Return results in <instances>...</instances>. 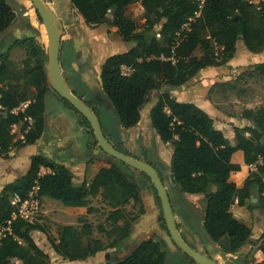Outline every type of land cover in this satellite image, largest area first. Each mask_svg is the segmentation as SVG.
Masks as SVG:
<instances>
[{"label": "trees", "instance_id": "16d2710c", "mask_svg": "<svg viewBox=\"0 0 264 264\" xmlns=\"http://www.w3.org/2000/svg\"><path fill=\"white\" fill-rule=\"evenodd\" d=\"M87 25L108 21L116 27L125 42L134 45L125 52L109 56L101 72L102 87L111 99L125 128L140 122L142 109L152 103L150 118L159 138L171 143V171L181 191L205 198L204 227L213 241L228 252H236L253 240V228L240 221L232 206L250 200V186L257 184L263 195L264 210V109L254 116V137L246 136L236 127V144L216 127L214 118L193 102L179 101L170 91L182 86L208 66H223L234 57L240 41L252 53L264 51V0H142L147 13V26L138 31L125 9L135 0H70ZM111 15V16H110ZM16 14L7 0H0V33L11 27ZM160 35V38L157 37ZM213 45L220 48L217 53ZM26 49L30 59L24 68L14 73L10 66V53L16 47ZM197 49L202 55L195 54ZM47 53L36 38L25 36L14 39V45L0 54V152L8 151L15 125L23 124L24 145L35 143L44 128L45 96L50 86L45 64ZM128 69L129 71H126ZM258 70L264 73V61ZM74 109L69 101L66 100ZM77 110V109H76ZM78 111V110H77ZM86 127H91L84 118ZM119 149V148H118ZM121 152L125 153L121 149ZM129 155L128 153H125ZM257 170L252 171L254 165ZM42 167L51 171L43 174ZM247 176L245 185L238 187V175ZM37 188L38 197L58 200L65 206L90 207L89 196H101L111 202L118 193L124 199L141 201L137 187L116 165L103 167L89 185L76 187L72 172L40 154L31 157L29 170L0 192V264H14L19 259L25 264H50L45 253L33 237V232L47 233V229L20 215V206ZM19 197L14 204L12 198ZM113 207L107 219L114 224L105 231L108 245L101 239H92V227L80 219L81 230L64 225L60 239L49 238L53 250L64 259L79 261L99 252L114 250L130 237L129 219L119 204ZM124 221V225L119 222ZM117 234V236L115 235ZM264 238V233L260 235ZM111 253L110 264H164L166 255L162 243L155 236L143 240L131 252L120 258ZM115 256V261H113ZM257 264H264V260Z\"/></svg>", "mask_w": 264, "mask_h": 264}, {"label": "rangeland", "instance_id": "374dc122", "mask_svg": "<svg viewBox=\"0 0 264 264\" xmlns=\"http://www.w3.org/2000/svg\"><path fill=\"white\" fill-rule=\"evenodd\" d=\"M7 1L11 3L9 4L12 8L16 9V18L10 28L0 33V54L6 52L9 47L14 45V39H21L28 35L35 37L37 43L42 46L47 53L45 68L50 86L49 91L53 90V92L65 101L66 99L57 87L54 66L58 68L64 86L72 93L69 85L70 80L65 75V73L68 72L69 66L74 67L82 80L85 74V64L89 62L88 59L92 56V52L100 56V60H98L100 63L102 62L101 60H104L109 55L125 52L134 45L131 42H123L124 40L119 31L108 21L99 25H86L77 8H75L71 2H67V0H58L59 2L54 0H38L44 17L39 14L33 0ZM62 2H67V5H63ZM125 13L135 22L138 31H142L146 28L147 13L142 5V0H135L125 9ZM51 23L59 46V58L55 65L52 61V36L49 32ZM93 32L97 35L95 39H92L91 36ZM157 37L160 38V35L157 34ZM241 43L242 42L238 43L240 48ZM213 50L217 53L221 51L216 45H213ZM243 51L245 53H243ZM243 51L240 50L239 61L245 62L243 65L245 67L244 70L240 67L238 69V72L240 71L238 74L235 72L231 78H227L223 82L212 86L203 98V100L209 104L210 115L214 118L216 127L224 128L227 137L232 143L237 142L236 127H239L246 136L251 138L254 137V130H258V128L253 126L254 116L258 111L264 109V73H260L258 70V65L262 62L261 59L264 56H259L258 60H249L248 52L245 50ZM202 53L200 49L195 51V54L198 56H201ZM26 59H30V56L27 54L25 48L16 46V49L11 51L10 66L14 73L24 68V61ZM98 66V64L90 66L91 68H95L94 72L96 73L95 78L97 80ZM195 77H197V75ZM88 88H92V91L96 92L94 86L88 85ZM164 88L167 87L165 86ZM153 96H157V94ZM79 102L86 105L97 118L94 108L89 105L91 103L82 100H79ZM146 106L148 110L152 106V101ZM79 114L81 119L86 118L91 123V127H86L92 135L91 144L104 150L99 145L94 123L89 119L86 113L80 112ZM103 117L104 116H102V119ZM149 123L153 126L150 115L148 112H145L141 126H143V130L147 134L146 144L148 148L153 150L159 146H163L165 159L168 160L171 152V143L162 144L164 142L158 135L152 132ZM100 128L104 136L101 125ZM155 137H157L158 140ZM107 139L110 140V138ZM260 142L264 143V137H262ZM107 144L111 145V143ZM111 146L114 147L113 145ZM141 150L142 149L139 148L133 150L131 155L128 154L131 157L133 156V158L138 157L141 159L144 156ZM124 152L127 153L126 151ZM110 155V157H112L111 159H115L116 163L119 164V168L121 170L123 169V173L125 172L137 185L141 201H135L133 199L126 200L116 193L111 197V202H108L106 198L104 199L99 195L96 199L98 207L95 208L96 210H94V214L92 215L94 220L84 218V214L78 217V222H80V219H83L87 221V225L91 227L95 225L98 228L102 227L105 231L111 230L114 224L107 219L109 213L113 210L110 204L114 202L119 204L120 209L125 213V219H129L130 237L124 240L120 245V247H124V252H122V249L119 250V247L114 250L115 255L123 258L143 240L155 235L162 243L166 255L164 264H201L189 250L197 252L200 256L210 260L212 264H257L258 261L264 257V238H260V235L256 233V231H254L255 235L253 236V240L241 249L232 253L224 251V254L216 257L213 254L215 242L209 236L203 224L206 211L204 196H187L189 194L180 191L177 184H173L171 180L166 178L165 172L164 175L162 173L157 175L164 186V191L160 194L151 177L145 178L141 173L143 179L141 178V175L137 172L141 168L134 165L130 166V164L124 160H117L118 158H115L114 155L111 153ZM130 167L133 171L129 170ZM144 193L152 194L154 197V202L149 212V204L143 200ZM253 195L254 197L248 201V204L255 205V207L250 211L253 214L254 224L262 225L264 219V210L261 204L263 195L260 193L259 188ZM164 198L169 200L170 203L168 206L165 204ZM169 207L171 219H169L170 216L168 217L166 213ZM27 212L30 214L29 221L43 225L47 229V233L35 231L37 235L36 238L39 236L46 238L48 245L50 244L48 237L51 236L56 240L60 239L63 228L62 223L54 222V220L43 216L40 210L33 212L31 209H28ZM60 213L69 217L72 215L67 211ZM125 219L120 221L119 225H124V221H127ZM80 223L78 228L81 230L84 224L82 222ZM173 228L176 229L180 241L174 238ZM88 230V228L85 230L83 236L84 243H86L87 239L92 240L91 236L86 235L89 232ZM140 231H143L144 234ZM115 235L117 236V234ZM220 248L223 249L221 245ZM204 252H207L209 256H211L210 253H212L214 256L207 257L206 255H202ZM110 258L109 260L104 258V263L108 264ZM112 260L115 261V256H113Z\"/></svg>", "mask_w": 264, "mask_h": 264}, {"label": "crops", "instance_id": "0c3cea01", "mask_svg": "<svg viewBox=\"0 0 264 264\" xmlns=\"http://www.w3.org/2000/svg\"><path fill=\"white\" fill-rule=\"evenodd\" d=\"M54 1L59 2L58 0ZM67 2H70V0H67ZM67 2L62 3L63 5H67ZM13 9L16 12V9ZM114 28L118 30L116 27ZM91 36L92 39H95L97 35L95 34V32H93L91 33ZM15 49L16 47L13 49V51ZM240 50H245L246 52H248L247 54H249V60H258L259 56H264V52H250L242 42L241 48L239 47V45H237L236 54L229 60L226 65L208 66L202 69L197 74V77H193L186 84L174 88L166 86L167 88H164L163 91H170L171 94H173L179 101L193 102L204 110H206L209 114H211L209 110V104H207V102H205L203 98L212 86L216 85L217 83L223 82L227 78H231L235 72H237L238 74L240 72H238V69L240 67H242V70H244L245 67L243 65L245 62L239 61ZM243 53L245 52L243 51ZM91 54L92 56L90 57V59H88L90 63L88 62L85 64V74L82 80L81 76L78 74V72H76L73 66H69L68 72L65 73V75L70 80L69 85L71 87L70 89L72 91V94L75 96V98L79 100L91 103L89 105L90 107L94 108L96 112L97 118L104 132L105 141H107V143H111V145H113L116 149L119 148L122 151H126L130 155L131 153H133V150L141 148V151H143L142 153L144 155L143 158L140 159L137 157L135 159H138L151 165L156 170L157 175H159L160 173L164 175L165 172L166 178L171 180L170 173H172V171L170 166L173 146H171V152L168 157V160L165 159L163 146H159L153 150L148 148V145L146 144L147 134L144 132L143 126H141L145 112H148V114L150 115V110L152 106L148 110L147 106L142 109V118L139 123H137L131 128H125L117 114L116 109L113 107L114 104L112 105L113 102L104 92L101 82L102 66L105 60L113 54L109 55L104 60H101L102 62L100 63L98 62V60H100V56L96 55L95 52H92ZM261 60L263 61L264 57ZM94 64L99 65L98 80L95 78V68L90 67L94 66ZM88 85L94 86L96 92H93L92 88H88ZM155 98L156 96H152V103L155 101ZM79 113V110L77 111L68 103H66V101L64 99H61L55 92H53V90L49 91L45 96L44 128L41 137L35 143L32 144L24 145L22 142H19L21 140H24V131H28L30 127L33 126L34 121L30 119L29 123L31 126H27L26 130L24 131L22 130L23 124H18L14 126V136L8 151H5L3 153L0 152V192L3 190L6 184L15 181L17 178H19L29 170L31 164V157L36 154H40L45 158L51 159L56 163L64 165L66 168H68L72 172L73 183L76 187H80L83 185L89 186L93 182L99 170L103 167H110L111 165H116L117 167H120L119 164L116 163L115 159H111L112 157H110L111 155L109 152H106L91 144L92 135L84 125L83 119H81ZM102 116H104L103 119ZM218 128L221 129L226 135V131L224 128ZM151 130L154 134L158 135L156 129L153 126H151ZM107 138H110V140H108ZM155 138L157 139V137ZM232 144H236V142ZM117 160L120 159L118 158ZM262 163L263 159L260 158L257 163L250 166V169L252 171H256L257 165ZM129 170L133 171L131 167ZM50 171L51 170L47 167H42L41 169V172L43 174ZM137 172L140 175L142 173L145 178H150V175L143 169H140ZM124 174L126 175L125 172ZM143 176L141 175L142 179ZM128 178L131 179L130 177ZM238 178V187L242 188L246 183L247 176L241 173L238 175ZM132 183L137 187L133 180ZM178 188L181 191L179 185ZM258 188L259 186L257 184H252L250 186V199L254 197L253 193ZM187 196L194 195L189 194ZM97 197L98 196L88 197L90 201V207H98V205L96 204ZM143 200L149 204V212V209L152 207V203L154 202V197L152 194L144 193ZM248 201L249 199L247 200V204ZM40 211L42 212L43 216L54 220V222H60L63 226L74 225L78 228V225L81 224L80 222H78V217L80 215L83 216L84 214V218H90L91 220H94L92 218L94 211L88 212L87 207L65 206L62 202L56 201L55 199L49 197L40 198ZM63 211L71 213V217L60 213ZM232 211L240 221L253 228L256 233H258L259 235L264 233V219L262 225L254 224L253 214L249 210L247 205L240 206L236 202L232 206ZM140 232L143 233V231ZM36 236L37 235L35 232L33 234L34 239L36 238ZM90 236L92 239H101L104 243V246L108 245V238L106 237L105 232L100 231L95 225H92V232L90 233ZM35 240L40 246V248L50 256V264H105L104 258H106V254L109 253L110 257L111 251H113V255L115 254V249L106 250L99 252L95 256L84 260L69 261L67 259H64L62 256L58 255L53 250L51 245H48L46 238L39 236ZM121 249L123 250L122 252H124V247L119 248V250ZM224 251L226 250H224V248L221 249L220 244L215 242L213 254L216 257L221 256L222 254H224ZM210 254L211 256L213 255L212 253ZM202 255L211 257L207 252H204V254ZM263 260L264 257H262V259L258 262H261ZM13 263L25 264L19 259H14Z\"/></svg>", "mask_w": 264, "mask_h": 264}, {"label": "water", "instance_id": "95a60500", "mask_svg": "<svg viewBox=\"0 0 264 264\" xmlns=\"http://www.w3.org/2000/svg\"><path fill=\"white\" fill-rule=\"evenodd\" d=\"M33 1L36 5V8H37L39 14L42 17H44L43 11L39 5L38 0H33ZM49 32L51 33V36H52V61L54 62V65H55V63L58 61V58H59V53H58L59 46H58L57 38L53 32L52 23H51V27L49 28ZM28 36L31 37V35H28ZM54 69L56 71V82H57L58 90L60 91V93L63 95V97L67 101H69L72 105H74V107L77 110H79L80 112H84L89 116V119L94 123L99 145L104 150H106L107 152L111 153L112 155H114L115 157H117L119 159L124 160L128 164L134 165V166H137L143 170H146V172L153 179L158 191L160 192V194H162V192L164 191V186H163V183L158 179L156 170L151 165H149L143 161H140L138 159H135V158L121 152L120 150L116 149L115 147H112L111 145L107 144L106 141L104 140V136H103V133L101 131L98 119L95 117V115L92 113V111L86 107V105H83L82 103H80L79 99L75 98V96L68 91V89L64 86V83L61 79L60 72H59L58 68L56 66H54ZM170 179H171V182L173 184H176V178H175V174L173 172L170 173ZM164 201H165V204L168 206L170 203L169 200L164 198ZM166 213H167L168 217L170 216L169 219H171L170 207L167 209ZM203 223H205V220H203ZM173 236L176 240L180 241L178 233H177L175 228H173ZM189 251L201 264H212V262L210 260L206 259L205 257L200 256V254H198L197 252L192 251V250H189ZM109 258H110V254L107 253L106 259L109 260ZM108 264H110V261H108Z\"/></svg>", "mask_w": 264, "mask_h": 264}, {"label": "built area", "instance_id": "2783aa9c", "mask_svg": "<svg viewBox=\"0 0 264 264\" xmlns=\"http://www.w3.org/2000/svg\"><path fill=\"white\" fill-rule=\"evenodd\" d=\"M126 71H129V70L126 69ZM12 202L14 204L18 203L20 202V198L16 196L12 198ZM28 209H31L33 212L40 210V197H38L37 195V188L33 192L30 193L28 199H26L25 201L21 203V206L19 209L20 215L27 220H29V217H30V214L27 212Z\"/></svg>", "mask_w": 264, "mask_h": 264}]
</instances>
